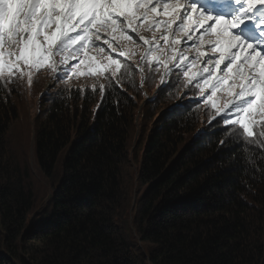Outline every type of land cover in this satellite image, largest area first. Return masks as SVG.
<instances>
[{
	"label": "trees",
	"instance_id": "obj_1",
	"mask_svg": "<svg viewBox=\"0 0 264 264\" xmlns=\"http://www.w3.org/2000/svg\"><path fill=\"white\" fill-rule=\"evenodd\" d=\"M131 69L104 98L66 86L40 101L39 179L18 159L21 131L8 146L25 89L0 86V264H264V144L222 135L202 104H174L177 84L136 120Z\"/></svg>",
	"mask_w": 264,
	"mask_h": 264
},
{
	"label": "snow or ice",
	"instance_id": "obj_2",
	"mask_svg": "<svg viewBox=\"0 0 264 264\" xmlns=\"http://www.w3.org/2000/svg\"><path fill=\"white\" fill-rule=\"evenodd\" d=\"M137 56L141 82L183 78L222 135L264 144V0H0V86L63 69L116 89Z\"/></svg>",
	"mask_w": 264,
	"mask_h": 264
},
{
	"label": "rangeland",
	"instance_id": "obj_3",
	"mask_svg": "<svg viewBox=\"0 0 264 264\" xmlns=\"http://www.w3.org/2000/svg\"><path fill=\"white\" fill-rule=\"evenodd\" d=\"M91 55V53H90ZM189 55H192V53H189ZM205 55H208L206 53ZM139 60V56H137L135 59L129 60L128 63L133 68L136 70L137 64L136 61ZM93 63L100 65L101 61L100 60H93ZM70 71V70H69ZM137 78H136V83H137V88L142 93V97L138 100V106H137V112H136V120L138 119L139 114L142 111L143 106L148 103L156 93V91L162 86L160 83V75L157 74L156 72H151V73H146V79L141 82V77L139 72H137ZM57 75H63V69L59 70L57 73H50L48 71H40L39 73H36L33 75V84H29L27 81V78L24 79H17L15 82L18 81V83L22 84L24 90V108L22 113L20 114V117L17 121L13 122L10 127V133H9V141H8V146L10 151L15 148L16 146V139L17 136H19L20 131L21 134L23 135L25 139V143L27 144V152H28V157L27 159L24 158V156L20 155L19 160L22 163L27 164L31 171L36 174L37 178V172L35 168V163H34V147H33V142H34V130H35V116L38 110V107L40 106L39 103L42 100V105H48L50 102L49 100L54 97L56 94L57 90L61 87H80V88H99L101 85H104L106 82H109L106 80L104 77H86L83 74L77 76L75 74H71L69 76H64L62 80H57L55 77ZM128 78V76L124 77L122 81H125ZM177 79L180 81L179 83H176L179 85V90L177 93V98L178 100L174 103H185L186 101H192L193 99H198V95L188 89L182 86V79L183 78H178ZM175 81V80H174ZM114 82V81H113ZM154 82V83H152ZM152 84V87L150 86ZM150 86V87H149ZM46 93V94H45ZM187 93V94H186ZM214 100L217 101V106H221L223 103L222 99H219L218 97H214ZM202 104V109L206 113V119H209L208 116V111L209 109L203 104ZM200 129H204V126L201 125L196 129L194 132L188 134L186 136L185 142H189L193 137H195ZM26 140H28L26 142ZM39 179V178H38Z\"/></svg>",
	"mask_w": 264,
	"mask_h": 264
}]
</instances>
